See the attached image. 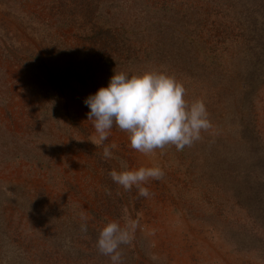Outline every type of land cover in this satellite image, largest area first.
<instances>
[{"label": "rangeland", "instance_id": "374dc122", "mask_svg": "<svg viewBox=\"0 0 264 264\" xmlns=\"http://www.w3.org/2000/svg\"><path fill=\"white\" fill-rule=\"evenodd\" d=\"M230 56L216 85L206 60ZM144 70L174 76L212 127L145 156L113 126L105 160L84 101ZM120 161L163 177L125 191ZM108 220L138 221L122 264H264V0H0V264H111Z\"/></svg>", "mask_w": 264, "mask_h": 264}, {"label": "clouds", "instance_id": "9594fccd", "mask_svg": "<svg viewBox=\"0 0 264 264\" xmlns=\"http://www.w3.org/2000/svg\"><path fill=\"white\" fill-rule=\"evenodd\" d=\"M186 89L172 75L158 70L141 72H115L107 86H101L89 95L84 103L88 106L87 121L95 129L97 147L103 146L105 160L113 158L115 143L104 145L113 126L126 133L132 149L147 156L157 149L174 146L182 151L186 146L201 139V132L208 131L211 121L202 100L189 102ZM109 175L114 183L125 191L133 187L139 195H150L144 187L150 179H161L158 167L130 168L125 161L119 162V170L113 168ZM138 221L128 220L124 225L108 220L99 229L96 247L110 258L111 264H122L120 246L131 242ZM86 231V225H82Z\"/></svg>", "mask_w": 264, "mask_h": 264}, {"label": "trees", "instance_id": "16d2710c", "mask_svg": "<svg viewBox=\"0 0 264 264\" xmlns=\"http://www.w3.org/2000/svg\"><path fill=\"white\" fill-rule=\"evenodd\" d=\"M235 61L236 60L233 56H230L229 60L209 57L206 60L205 68H209L208 66H211V70L209 72L213 73L212 76H215L216 79H214V81L216 85L220 84L221 86L227 87V85L231 86V83H233V76L237 73V65ZM226 80H228V82Z\"/></svg>", "mask_w": 264, "mask_h": 264}]
</instances>
